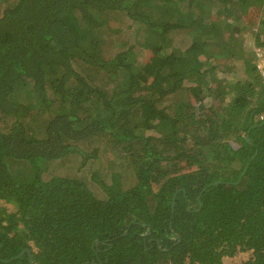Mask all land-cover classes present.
<instances>
[{
	"label": "trees",
	"instance_id": "1",
	"mask_svg": "<svg viewBox=\"0 0 264 264\" xmlns=\"http://www.w3.org/2000/svg\"><path fill=\"white\" fill-rule=\"evenodd\" d=\"M252 8L264 49V0H0V264H264V83L221 62Z\"/></svg>",
	"mask_w": 264,
	"mask_h": 264
},
{
	"label": "rangeland",
	"instance_id": "2",
	"mask_svg": "<svg viewBox=\"0 0 264 264\" xmlns=\"http://www.w3.org/2000/svg\"><path fill=\"white\" fill-rule=\"evenodd\" d=\"M260 15H261L260 12L255 8L250 9V11L247 12L246 15L244 14L242 16L244 26L242 23L237 24L238 28L233 29L235 36H238L241 39L243 38L246 43H248L249 45L253 44L252 46H254L253 39L250 37V35H248L249 33L248 28L250 27L252 29H255L256 18L258 19ZM240 26H243L242 29H239ZM186 33L187 32H183L181 30L176 31L171 36L172 45L177 50L184 51L187 54L195 55V53L199 50H195V47L192 44H190L191 42L190 36L187 35ZM225 33L226 32L223 31L222 33L223 38L226 37ZM136 39H137L136 31H134V29L133 31L128 30L127 28H125V25L123 24L122 29L117 34H114V37L112 39L106 41V45L104 47V54H103L104 57L108 59L111 58V56L114 55L117 51L121 49H125L127 45L132 44L133 42L136 41ZM143 57L146 59L145 56ZM223 61L224 63L222 67H228L230 71V72L227 71L228 73L226 72L227 74L223 75L222 76L223 78H228V75H231V77L234 79H242L246 77V75H242V66L241 64L238 63L239 61L233 65H230V60L228 59L221 60V62ZM251 63L254 64V59L253 61H251ZM240 69L241 71L239 72ZM191 91H192L191 94H189L187 91L185 93L182 92L174 93L173 97L170 99L171 103L173 101H183V99H185L190 101L193 105L196 104L198 105L199 101L195 102L193 99L199 98L200 90L198 88L192 87ZM163 103L166 104L167 102L165 101ZM99 149H102L100 151V158L94 160L91 159L88 160L87 164L81 170H79L78 172L79 176H84L89 178L91 175L97 174L102 178L104 177L103 174L106 170L102 171V169H106V165H107L106 160L107 159L112 160L114 159V157L112 156L111 151H109L107 148L99 147ZM58 162L59 161L56 160L55 162L47 163L45 166L44 174L51 175L52 173L58 172L59 171ZM122 169L123 170H121L120 172L123 178L133 180L132 172L127 168H122ZM106 178H108V175H106ZM95 186H97V184H95ZM96 191H98V189ZM249 255H250L249 251H243L239 249L234 252L233 256L225 257L224 264H240L241 262L245 261L249 257Z\"/></svg>",
	"mask_w": 264,
	"mask_h": 264
},
{
	"label": "crops",
	"instance_id": "3",
	"mask_svg": "<svg viewBox=\"0 0 264 264\" xmlns=\"http://www.w3.org/2000/svg\"><path fill=\"white\" fill-rule=\"evenodd\" d=\"M250 11V9L247 11V12H249ZM247 12L245 13V15L247 14ZM244 14H242L240 17H239V19L237 20V22H236V25L238 24V23H242L243 24V26H244V23H243V18H242V16H243ZM241 24V25H242ZM241 27V26H240ZM225 35H227V33H225ZM190 44H192V42H190ZM253 45V44H252ZM251 44L249 45L248 43H246L245 41H244V39L242 38L241 39V44H240V51L238 52V58H231L230 59V65H233V64H235L236 62H238L239 64H241V66H242V75H246V69H245V67H244V63L242 62V60H241V53H242V55L243 56H245V58L246 57H252L253 55V53H252V46ZM197 54H199V52L197 51L196 52ZM253 59H254V56H253ZM253 59L251 60V61H253ZM241 71V69L239 70V72ZM230 72V71H229ZM232 73V72H231ZM230 74V73H229ZM228 78H230V79H234V78H232L231 77V75H228Z\"/></svg>",
	"mask_w": 264,
	"mask_h": 264
},
{
	"label": "built area",
	"instance_id": "4",
	"mask_svg": "<svg viewBox=\"0 0 264 264\" xmlns=\"http://www.w3.org/2000/svg\"><path fill=\"white\" fill-rule=\"evenodd\" d=\"M252 53L254 55V69L264 83V49L254 45Z\"/></svg>",
	"mask_w": 264,
	"mask_h": 264
}]
</instances>
